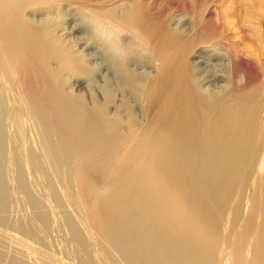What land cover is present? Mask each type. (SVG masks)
Masks as SVG:
<instances>
[{
  "label": "bare ground",
  "instance_id": "obj_1",
  "mask_svg": "<svg viewBox=\"0 0 264 264\" xmlns=\"http://www.w3.org/2000/svg\"><path fill=\"white\" fill-rule=\"evenodd\" d=\"M46 2L0 0V119L11 69L26 50L45 82L43 101L26 97L24 110L37 128L55 179L69 187L67 193L75 185V203L91 229L125 264H264V181L258 180L264 166V92L236 93V75L251 70V63L236 64L232 57L224 63L226 50L202 44L194 56L197 61H188L177 86L164 102L163 94V103L154 106L155 115L148 119L143 108L150 112L154 104L140 82L150 84L153 77L138 72L135 55L126 54L131 49L123 51L112 38H101L95 46L84 42L85 37H73L79 25L50 44L48 30L24 15L33 9L40 12ZM68 37L76 56L68 53ZM57 42L66 47L65 56L56 50ZM105 68L107 73L101 74ZM87 69L101 77L100 84L93 75L83 76ZM165 71L170 72L167 67ZM81 80H86L84 91L78 89ZM13 110L18 122L23 110ZM0 136V146H5L1 125ZM10 157L46 175L34 152L10 150ZM4 177L0 175V208L9 200ZM254 182L263 192L259 199ZM46 188L54 192L51 183ZM251 188L250 202L243 196ZM39 218L46 229V217ZM242 218V228H235ZM224 222L231 224L227 238ZM69 228L79 256L91 263L89 242L72 224ZM100 254L106 264H116L104 250Z\"/></svg>",
  "mask_w": 264,
  "mask_h": 264
},
{
  "label": "rangeland",
  "instance_id": "obj_2",
  "mask_svg": "<svg viewBox=\"0 0 264 264\" xmlns=\"http://www.w3.org/2000/svg\"><path fill=\"white\" fill-rule=\"evenodd\" d=\"M46 1V6H43L44 8H41L42 5L35 8H41L42 11H35L34 13V9L28 10L25 11L24 15L27 19L33 18L34 21L32 23L38 22L42 29L48 30L51 38L50 44L53 43V40L57 41L58 38H65L63 33L66 29L79 25L78 27H82H80L73 37H85L84 42H93L95 46H97L101 38H112L114 41H118L116 43H120L123 46V51L124 47L131 49L127 50L126 54H129V56L135 55L133 59H137L136 61L140 68L138 72H143L146 77H153L149 81L150 84H146L145 82L144 84L142 82L144 80L140 82L141 88L145 85L148 88L145 96L149 98L150 105L154 104L153 110L150 112L145 107H142L148 119L151 115H155L153 113L154 106L161 105L165 99L167 100L168 93H171L175 86H177L176 80L180 72L184 71L185 65L188 66V61L189 63L197 61L194 56L198 54V50L202 44H206L203 46L208 47L211 45L221 46L226 50L228 53L226 52L227 56H224L227 60L224 63L230 57L232 59L235 58L233 60L236 64L242 60L251 63V70L244 72L241 69L236 75L238 81L236 82L239 85H237V95L246 94L250 89L260 93L264 92V0ZM48 7L50 8L49 10ZM48 13H51V16ZM107 14L106 18L104 15ZM109 17H112V19ZM122 22L126 25L122 24ZM101 25H104L106 29ZM102 31L105 33L102 34ZM177 35L178 37H176ZM93 36L94 40H92ZM170 37L171 39H168ZM67 40H69L67 45L69 48L71 47L68 49V53L71 54L73 52L76 56V47L72 46V41L69 37ZM168 44L170 45L168 46ZM55 46L56 50L65 56L64 51L66 47L58 42ZM174 48L176 49L174 50ZM165 49L168 51H165ZM186 56L189 58L187 59ZM79 57L81 56L79 55ZM79 57H77V61H80ZM153 57H156L155 60ZM34 61L31 54L25 50L21 62L12 67L9 81H7L9 84L6 88L7 101L4 103L3 108L5 116L3 114L2 119H0V125L4 129L6 137L5 146H0V175L5 176L4 182L8 190L9 199L3 208H0V264H88L81 259L76 245L71 240L69 228L71 224L89 242L91 257V263L89 264L105 263L100 254L102 250L116 264H125L121 257H119V253L104 238L91 229L80 204L75 203L78 202L75 201V199H78V195L75 193L77 190L75 185L72 186L73 191L71 190L70 194L67 193L65 190L67 186L55 179L54 172L44 156L37 128L24 110V99L26 97L35 98L40 102L43 101L44 97L42 90L45 80L35 67ZM53 66L55 67V64ZM166 67L170 71L169 73L165 71ZM90 71V69H87V74L83 76L86 78V76L93 75ZM102 73H107L106 68L101 71ZM163 73H165V76H162ZM93 76L96 78L97 85L98 81L100 84L101 77ZM85 83L86 80H81L77 83L78 89L84 91ZM221 83L218 82L217 84L221 85ZM167 85L172 88L171 90L168 86L170 92L166 91ZM67 87L69 89V85ZM159 87L160 89H158ZM154 89H157L156 93L160 92V95L158 94L157 97ZM261 89L263 91H260ZM97 90L99 89L97 88ZM153 94L155 95L154 97H152ZM163 94L165 96L162 102ZM155 97L159 102L154 100ZM13 106H19L23 110L18 122L16 121L17 118ZM148 112L152 113L149 115ZM10 150L11 152H34L39 157V160L41 159L38 164H40L41 168L43 167L42 169L46 175H39L24 161H18L16 158L10 157ZM19 176H21L25 185L23 190L18 185ZM258 180L264 181V166ZM48 182L53 185L54 192L47 191L46 186ZM253 185V190H256V195L259 199V196L263 192L260 191V187L258 188V182H254ZM251 196L252 188L244 193L243 198L251 202ZM30 199L29 203L28 200ZM245 212L246 209L242 212V215ZM35 215L38 216L36 217V223L32 222V217ZM39 215L46 217V229L42 226L41 221H39ZM242 219L236 224L235 228H242V223L246 221V218L243 221ZM223 224V230L227 234V238L231 230V224H226L225 222ZM228 242L230 243L229 240Z\"/></svg>",
  "mask_w": 264,
  "mask_h": 264
}]
</instances>
